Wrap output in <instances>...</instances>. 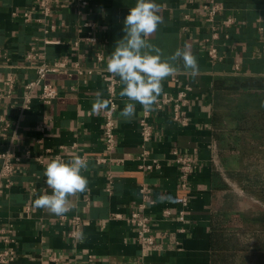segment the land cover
<instances>
[{
  "label": "crops",
  "instance_id": "1",
  "mask_svg": "<svg viewBox=\"0 0 264 264\" xmlns=\"http://www.w3.org/2000/svg\"><path fill=\"white\" fill-rule=\"evenodd\" d=\"M216 1L223 5L217 24L228 17H234L235 23L227 31L229 37L220 29L221 37L215 41L220 59L211 61L204 41L212 36L203 8L206 0H155L163 22L148 43L161 49L162 59L188 44L198 61L197 77L191 76V70H184L180 60L176 66L181 72L162 81L161 96H176L186 86L191 88L187 106L190 125L182 127L174 120L172 105L160 112L153 106L150 121L154 136L143 143L140 119L144 109L138 102L119 95L121 84L118 147L110 155L112 162L100 164L97 159L107 153L104 119L102 110L95 113L92 108L98 93L105 100V82L100 72L107 68L117 41L124 37L123 21L136 0H90L82 17L75 8L55 12L48 22L56 28L47 37L59 42L49 45L38 40L44 37L41 26L35 21L26 23L22 18L23 11L34 0H0L1 47L15 65L13 71L21 85L36 77L32 68L24 66V56L35 44H39V51L51 61L68 57L71 62L79 60L96 70L90 76L49 74L46 81L60 91L49 106L34 99L31 108L22 113L16 105L10 106L11 102H0V151L11 149L25 159L13 177V186L0 192V230L11 228L14 232L15 264H59L51 261V256L75 259L79 264H264V253L258 249L256 236L264 214V200L253 192L257 186L252 183L261 182L264 171L245 170L230 163L243 161L245 157L238 149H230L233 143L229 136L236 135L229 131L234 129L227 116L231 108L222 110L221 104L223 98L257 96L264 94V90L215 88L220 79L264 76V0ZM84 18L101 26L97 47L83 42L79 48L72 46L77 38L88 35L87 29L78 28ZM96 50L104 53L103 62L96 61ZM9 70L6 61H0V83ZM23 93L21 86L13 102L19 104ZM129 102L135 103L136 114L125 120L120 113ZM45 115L52 119V128L47 132L38 127ZM175 148L194 151L198 158L189 192L179 186ZM145 150L149 152L148 158H143ZM27 153L31 157L47 156L41 163L27 159ZM59 154L64 160L77 155L88 159V169L82 172L88 179V191L70 198L71 210L62 215L66 218L63 221L62 216L50 215L34 203L45 192L51 194L44 169ZM256 158L253 161L258 164L260 160ZM152 159H158L160 167L147 171L142 165L151 163ZM142 184L152 188L153 202L146 209L153 219L156 237V243L151 246L140 241L129 221L141 200ZM185 195L190 199L185 208L186 220L179 222L177 215L184 208ZM166 209L170 210V216L164 214ZM73 216L83 221L81 237L76 239L69 235ZM5 246L0 232V251Z\"/></svg>",
  "mask_w": 264,
  "mask_h": 264
},
{
  "label": "built area",
  "instance_id": "2",
  "mask_svg": "<svg viewBox=\"0 0 264 264\" xmlns=\"http://www.w3.org/2000/svg\"><path fill=\"white\" fill-rule=\"evenodd\" d=\"M90 6V0H34L33 5L23 11L22 18L24 21L32 22L35 21L41 26V30L44 33L42 39L38 38L40 42L45 45L57 43L47 37V35L55 30L56 26L48 22V18L55 12H59L64 8H75L76 12L80 17L86 15V9ZM203 8L207 14L206 22L210 25L212 32L211 37H206L205 42L208 44V56L211 61L220 59L219 51L215 41L221 37L220 31H223L225 37L228 36V29L231 28L235 23L234 17H228L222 20L220 24H217V16L223 9V5L218 3L216 0H206ZM33 14L37 15L33 17ZM79 29H87L88 35L83 39L77 38L72 42V46L79 48L81 43H87L91 46H98L100 43V31L101 26L96 21L90 18H84L82 22L78 24ZM221 29V30H220ZM1 41V33H0ZM39 44L32 45L24 56V66L32 68L35 72L36 77L34 79H28L21 85L17 74L13 71L15 65L11 62L9 55L2 49L0 42V61L3 59L6 61L7 66L10 68L9 72L3 77L0 83V102H11L10 106L16 107L20 112H25L31 108L34 99H39L44 105H51L60 95L59 88L50 82L46 81V78L51 73L67 72L68 74H79V75H93L96 73L95 67L85 66L81 61L75 60L71 62L68 57H63L56 60H49L46 58L44 53L38 49ZM85 55H82V58ZM97 62H103L105 55L102 50H96ZM101 76L105 82V100H108L109 106L107 109L102 110L103 114V137L105 143L106 155L97 159L98 163L108 164L113 161L110 157L118 147L117 137V126H118V91L121 86L120 79L118 76H113L106 71V68L101 69ZM177 80V77H173ZM23 87L24 93L19 104L13 102L18 96V89ZM190 87L186 86L176 96L163 95L158 97L157 103L154 105L155 111H162L168 105L173 106L174 120L182 127L190 125V117L188 115L187 106L189 104L188 93ZM151 111H144V115L140 119L141 126V138L143 143H147L152 140L154 136V127L150 121ZM4 120V117L1 119ZM6 122V121H4ZM8 124L6 123L4 131L7 132ZM38 127L42 131H49L52 128V119L49 115L43 117L42 122L38 123ZM6 132L4 135H6ZM63 149V146L61 147ZM46 153H50V150H45ZM175 162L179 166V186L185 191H190V181L192 175L198 168V158L195 152L183 151L180 148L173 150ZM47 156V155H46ZM45 154L36 155L31 157L29 153L25 156L27 159L33 158L37 162H43ZM149 152L145 150L143 158H148ZM56 157H63L59 154ZM86 161L88 160L85 157ZM25 160L22 156L7 149L0 151V192L4 189H9L13 186V177L19 172L22 161ZM145 160V159H144ZM142 167L147 171L154 170L160 167L158 159H152L151 163L143 164ZM141 200L138 203V207L132 212L129 221L133 224L137 230L138 238L144 245H154L156 243V237L153 234L152 223L153 219L146 213L147 207L153 202L152 201V188L147 184H142L140 187ZM189 196L185 195L183 198L184 208L177 215L179 222H185L186 212L185 208L189 205ZM164 214L167 216L171 215L170 210H164ZM66 220L65 216H62L61 221ZM72 229L69 233L73 239L81 237L83 221L79 216H73L71 219ZM184 231V229H181ZM3 235L6 246L0 251V264H15L17 257V248L15 247L14 232L11 228H3L0 230ZM51 261L59 264H79L76 260H60L54 256H51Z\"/></svg>",
  "mask_w": 264,
  "mask_h": 264
},
{
  "label": "clouds",
  "instance_id": "3",
  "mask_svg": "<svg viewBox=\"0 0 264 264\" xmlns=\"http://www.w3.org/2000/svg\"><path fill=\"white\" fill-rule=\"evenodd\" d=\"M159 10L160 6L155 0H136L123 21L125 35L117 41L106 68L107 72L120 78L123 88L119 95L138 102L146 112L153 109L163 93L162 81L181 72L176 62L182 60L183 69L191 70L192 77L200 74L190 45L185 44L171 56L162 59L161 49L148 43L163 22ZM109 103L98 93L92 110L99 113L107 109ZM135 114L136 105L129 102L120 116L131 120ZM87 169V161L78 155L68 160L60 157L51 159L44 169L45 183L51 194L45 192L40 195L34 202L35 206L53 216L68 213L71 210L70 198L88 191V179L82 174Z\"/></svg>",
  "mask_w": 264,
  "mask_h": 264
},
{
  "label": "rangeland",
  "instance_id": "4",
  "mask_svg": "<svg viewBox=\"0 0 264 264\" xmlns=\"http://www.w3.org/2000/svg\"><path fill=\"white\" fill-rule=\"evenodd\" d=\"M221 104L222 110L231 108L227 113L232 114L229 119L232 120L231 126L233 128L240 125L248 128L242 131L237 150L245 157V160L230 163L234 167L241 166L245 170L259 168V170L264 171V94L230 96L223 98ZM238 113H244L245 118L241 121L237 120ZM235 136H229V141L233 144L238 140ZM227 149L229 148L227 147ZM255 158L260 160L258 164L254 163L253 159ZM259 180L264 183V177Z\"/></svg>",
  "mask_w": 264,
  "mask_h": 264
},
{
  "label": "trees",
  "instance_id": "5",
  "mask_svg": "<svg viewBox=\"0 0 264 264\" xmlns=\"http://www.w3.org/2000/svg\"><path fill=\"white\" fill-rule=\"evenodd\" d=\"M224 80L220 79L217 80L215 83V88L217 90H230V91H247L251 89H259V90H264V76H259V77H246V78H240V77H234L232 79ZM232 114H227L228 118ZM223 117V115H222ZM221 116L219 117V120L222 118ZM232 117V116H231ZM237 120L241 121L245 118L244 113H238L236 116ZM248 128L237 126L234 127V129L229 130L230 132H233L236 134V138L238 137V140L230 145L231 150H237L239 146V140L241 139V133L244 130H247ZM238 133V134H237ZM254 186H257L255 190H253L254 193H256L257 196L262 198L264 200V183L262 184L260 181L258 183L252 182ZM217 234V232H216ZM256 236L259 238V244H258V249L261 250V252L264 253V214L260 218V226L256 230Z\"/></svg>",
  "mask_w": 264,
  "mask_h": 264
}]
</instances>
